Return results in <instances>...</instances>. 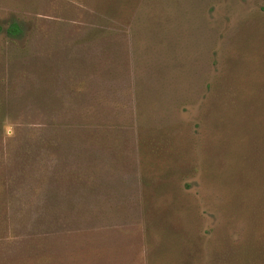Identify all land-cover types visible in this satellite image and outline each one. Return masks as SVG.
<instances>
[{"label":"rangeland","instance_id":"1","mask_svg":"<svg viewBox=\"0 0 264 264\" xmlns=\"http://www.w3.org/2000/svg\"><path fill=\"white\" fill-rule=\"evenodd\" d=\"M0 264H264V0H0Z\"/></svg>","mask_w":264,"mask_h":264},{"label":"trees","instance_id":"2","mask_svg":"<svg viewBox=\"0 0 264 264\" xmlns=\"http://www.w3.org/2000/svg\"><path fill=\"white\" fill-rule=\"evenodd\" d=\"M18 31V26L16 24H12L8 30L9 33L13 34Z\"/></svg>","mask_w":264,"mask_h":264}]
</instances>
